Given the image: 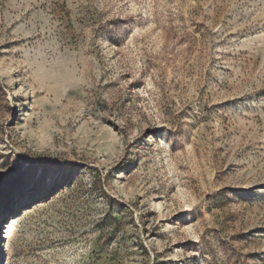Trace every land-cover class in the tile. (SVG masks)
Here are the masks:
<instances>
[{
  "label": "rangeland",
  "instance_id": "1",
  "mask_svg": "<svg viewBox=\"0 0 264 264\" xmlns=\"http://www.w3.org/2000/svg\"><path fill=\"white\" fill-rule=\"evenodd\" d=\"M0 164V264H264V0H0Z\"/></svg>",
  "mask_w": 264,
  "mask_h": 264
},
{
  "label": "snow or ice",
  "instance_id": "2",
  "mask_svg": "<svg viewBox=\"0 0 264 264\" xmlns=\"http://www.w3.org/2000/svg\"><path fill=\"white\" fill-rule=\"evenodd\" d=\"M18 163H20L21 165H22V163L23 162H18ZM7 165H5V164H0V174H3L4 172H6L7 171ZM17 167V163H13L12 165H11V168L13 169V170H15V168ZM185 207H187V205H185Z\"/></svg>",
  "mask_w": 264,
  "mask_h": 264
},
{
  "label": "bare ground",
  "instance_id": "3",
  "mask_svg": "<svg viewBox=\"0 0 264 264\" xmlns=\"http://www.w3.org/2000/svg\"><path fill=\"white\" fill-rule=\"evenodd\" d=\"M10 229H11V226L8 227V231H7L8 235L10 234Z\"/></svg>",
  "mask_w": 264,
  "mask_h": 264
}]
</instances>
